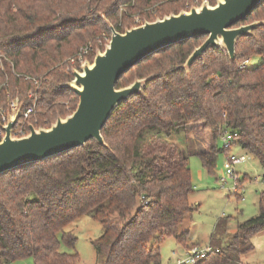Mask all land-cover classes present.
Masks as SVG:
<instances>
[{"label":"trees","instance_id":"obj_1","mask_svg":"<svg viewBox=\"0 0 264 264\" xmlns=\"http://www.w3.org/2000/svg\"><path fill=\"white\" fill-rule=\"evenodd\" d=\"M176 5L174 0H0V120L16 98L22 111L35 103L36 112L20 116L13 133L22 127L27 134L29 125L48 128L58 116L71 114L78 99L63 88L72 79L66 59L102 31L109 33L106 21L122 32L132 25L131 15L153 21L177 13ZM259 20L264 0L235 25ZM204 37L156 52L177 55L113 110L101 129L105 145L90 139L0 174V264L27 257L33 264H76L78 254L60 251V242L74 247L76 238L64 228L85 214L103 229L93 242L100 264H161V240L172 237L184 245L188 236L182 226L194 210L189 157H198L213 174L218 155L228 150L218 146L227 131L264 165V25L237 40L234 61L224 50L209 48L186 72L180 65ZM254 57L262 61L241 66ZM144 64L122 73L115 87L128 85L125 76ZM180 129L186 149L166 138ZM218 226L210 235L217 251L196 264H241L252 249V235L264 230V192L258 214L238 224L224 245Z\"/></svg>","mask_w":264,"mask_h":264},{"label":"water","instance_id":"obj_2","mask_svg":"<svg viewBox=\"0 0 264 264\" xmlns=\"http://www.w3.org/2000/svg\"><path fill=\"white\" fill-rule=\"evenodd\" d=\"M260 2L217 0L213 5L204 2L198 8L146 21L123 32L106 22L109 43L95 53L91 63L73 69L72 79L63 84V88L72 91L78 99L70 115L57 118L48 128L36 129L29 125L28 133L19 138L12 137V131L20 117V107L0 125L4 132L0 140V174L83 146L90 139L105 145L101 135L105 122L117 106L131 95L139 94L146 82L134 80L125 87L116 88L117 79L162 48L206 35L203 43L193 49L183 63L185 71L209 48H222L230 61H234L237 40L263 26L264 20L233 26Z\"/></svg>","mask_w":264,"mask_h":264},{"label":"rangeland","instance_id":"obj_3","mask_svg":"<svg viewBox=\"0 0 264 264\" xmlns=\"http://www.w3.org/2000/svg\"><path fill=\"white\" fill-rule=\"evenodd\" d=\"M174 1L177 2V13H179L181 11H189L192 7L198 8L204 2L213 5L217 0H212L214 2L213 4H211V0ZM177 13H169L162 17ZM162 17H157L156 19ZM102 18H104V16H102ZM131 20L132 25L125 29L137 27L146 21L151 22L149 20H142L137 14L131 15ZM239 25L244 24L240 23L233 27H238ZM95 38L96 39L93 41L90 40L89 45L92 47V51L85 55L82 64H79L76 61L72 62L70 57L77 56L84 46L79 47L77 52L66 59L67 62L69 61L70 71L78 69L86 62L91 63L95 53L99 50L102 51L109 43L110 32L106 33L105 31H102L100 34L96 35ZM205 39L206 37H204L203 40H197L192 47L195 49L200 46ZM92 54L93 57L90 59V55ZM1 55L2 54L0 53V56ZM175 55H177L176 51H168L159 56L154 53L148 57V59L151 60L144 59L139 62L140 64L146 63L143 67L132 70L125 76V78L129 84L134 80H146L147 82L151 77L156 75V73L160 72V66L174 60ZM261 61L262 57L247 58L241 66H255ZM182 65L183 63L180 65L181 68ZM32 95L33 100H35L36 95ZM64 104L66 106L68 105L67 102H64ZM67 110H69V106H67ZM5 115L7 118L8 115H12V111L10 110L5 113ZM65 117L58 116L57 118ZM166 138L168 141L181 148L186 149L189 146V142L181 129L172 132L171 135ZM224 144L225 142L221 137L218 141L219 148H222ZM227 154L236 156L245 155L246 160L232 166L234 172L232 176L224 177V161ZM188 166L191 172V182L193 185V192L189 196V201L192 203L194 210L187 221V223L190 224H188V241L186 240L185 244H191H184L183 247L181 244L177 243L174 238L164 237L160 243L161 264H176L178 259L185 258V249L187 250L193 246L203 248L209 245L210 234L213 233L217 223H219L217 231L222 233L221 235L217 233V237L219 238L218 241L221 245L226 244V242L232 237L238 224H241L258 214V199L261 193L264 192V165H262L253 155L243 150L239 145L231 144L226 152H222L218 155L213 174H210L203 169L199 158L196 156L189 157ZM236 176L238 181H236ZM222 177L225 178V181L223 182L221 181ZM64 231L71 232L76 238V241L73 248L67 247L61 241L60 251L66 253L76 252L79 257L76 264H100L93 246V242L99 238L103 232L102 226L98 221L91 218L89 214H85L66 226ZM250 243L252 249L246 255L241 256V264H264V230L252 235ZM7 264H33V260L31 257H27L11 261Z\"/></svg>","mask_w":264,"mask_h":264},{"label":"built area","instance_id":"obj_4","mask_svg":"<svg viewBox=\"0 0 264 264\" xmlns=\"http://www.w3.org/2000/svg\"><path fill=\"white\" fill-rule=\"evenodd\" d=\"M92 47L87 44L82 48V50L77 54V56L70 58L72 62H78L79 64L83 63V59L85 58V55L88 53H91ZM1 59V56H0ZM29 79V77H26ZM34 83L37 84V80H34ZM29 97H33L32 94L29 95ZM17 99L11 102L10 109L12 111V115L16 112L18 105H17ZM36 112L35 103H33L31 106H28L24 111L21 110L20 116L23 118H27L29 115ZM6 115L2 113L0 125H4L6 123ZM4 135L3 130L0 128V140L2 139ZM25 132L23 131V128L20 127L17 129L14 133L12 132V137L19 138L25 136ZM223 138L225 144L222 148L228 149L231 144H236L237 135L236 133H229L227 131H224L221 135ZM220 137V138H221ZM246 160L245 155H231L227 154L226 159L224 161V177L232 176L234 174L232 166L242 163ZM221 181H225V178H221ZM236 181L237 176H236ZM217 251V249H214L211 245H207L203 248H200L198 246H193L186 250L185 258L184 259H178L176 261V264H196L201 258H204L208 253Z\"/></svg>","mask_w":264,"mask_h":264},{"label":"crops","instance_id":"obj_5","mask_svg":"<svg viewBox=\"0 0 264 264\" xmlns=\"http://www.w3.org/2000/svg\"><path fill=\"white\" fill-rule=\"evenodd\" d=\"M191 203V202H190ZM192 204V203H191ZM189 220V219H188ZM187 220V221H188ZM187 221L184 223V225L182 226V231H187V233L189 232V229H188V224H190V223H187ZM211 235V234H210ZM187 241H188V236H187V239H186ZM210 239H209V245H210ZM187 244H191V243H187ZM187 244H185V245H187ZM194 244V243H193ZM183 246V245H182ZM184 247V246H183ZM185 251H186V249H185Z\"/></svg>","mask_w":264,"mask_h":264}]
</instances>
